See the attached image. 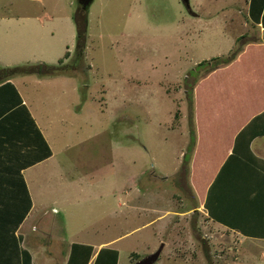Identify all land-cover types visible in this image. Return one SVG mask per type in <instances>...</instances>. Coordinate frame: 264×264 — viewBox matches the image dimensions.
<instances>
[{"label":"rangeland","instance_id":"obj_1","mask_svg":"<svg viewBox=\"0 0 264 264\" xmlns=\"http://www.w3.org/2000/svg\"><path fill=\"white\" fill-rule=\"evenodd\" d=\"M246 2L93 0L86 11L81 64L73 74L17 77L34 107L44 108L34 112L50 120L49 139H59L54 150L68 144L61 152L69 169L90 159L94 191L111 194L106 217L63 224L65 240L58 229L43 259L63 264L70 242L110 239L118 264H135L162 244L153 264L247 258L240 251L245 242L225 235L201 211L157 220L166 210L197 205L189 182L194 123L186 93L198 75L190 72L201 70L200 62L210 64L207 69L225 65L244 41H235L237 34L244 33L245 41L254 38L260 28L250 22ZM262 5L260 0L259 9ZM78 9L77 0H0V66L57 64L65 51L64 62L71 61L75 18L83 15ZM228 242L238 243L232 247L239 250L226 256L222 248Z\"/></svg>","mask_w":264,"mask_h":264},{"label":"crops","instance_id":"obj_2","mask_svg":"<svg viewBox=\"0 0 264 264\" xmlns=\"http://www.w3.org/2000/svg\"><path fill=\"white\" fill-rule=\"evenodd\" d=\"M246 1L250 22L260 30L246 41L244 33L235 36V41L244 40L242 49L234 61L217 68L216 106L204 101L198 109L194 97L196 143L189 168L206 178L200 205L180 212L166 210L157 218L201 211L225 235L231 234L238 243L243 240L246 247L240 251L247 258L236 263L234 256L222 264H264V1L260 9V0ZM20 76L25 75L0 83V264H55L54 258L42 257L46 245L58 238L55 232L62 230L63 243V224L106 217L112 211L107 203L111 194L103 188L99 194L94 191L95 162L91 166L90 159L85 163L82 159L73 162L71 170L62 157L68 144L62 152L54 150L52 144L59 139L50 141V120L35 115L34 108H44L34 107L26 85L17 82ZM190 191L198 202L192 187ZM112 240L72 241L63 264H70L73 244L75 251H82V245L92 248L86 264H93L100 250L111 257L109 250L117 251L110 248ZM234 245H224L223 254L238 251Z\"/></svg>","mask_w":264,"mask_h":264},{"label":"trees","instance_id":"obj_3","mask_svg":"<svg viewBox=\"0 0 264 264\" xmlns=\"http://www.w3.org/2000/svg\"><path fill=\"white\" fill-rule=\"evenodd\" d=\"M264 1V0H263ZM79 12H82V16H76L75 22H76V46L74 55L72 56L71 61L64 62L66 58L69 57V52L65 51L64 55L58 60L57 64H46V63H40L38 65H22V66H0V83L10 80L11 78L18 76V75H26V74H35L38 76H46V75H57V74H65V75H71L76 70L75 65L81 64L79 61L82 57L83 48L85 47V30H86V12L82 11L80 6L78 5ZM238 41L241 40V37L237 39ZM242 47L239 45L237 46L234 57L228 58L225 62V65L230 64L232 61H234L236 55L238 52H240ZM238 64V63H237ZM71 65V68L69 67ZM200 66H203L202 69L206 70V74H200V71L198 69H194L190 72L192 75H198V78L194 81L192 84L191 90L187 91V98L192 102V118H193V132L191 136V142L192 144L189 147V151L192 155L193 149L195 147L196 143V131H195V122H194V110H195V102L198 101V109L202 107V104H204V101L210 102L211 108H214L216 106V80H217V68L213 69H207L210 64H207V62H200ZM224 65V66H225ZM239 67V65H238ZM72 71V72H71ZM209 74H212L210 78H207ZM203 75V76H202ZM200 76V78H199ZM194 97L197 99L194 102ZM262 117V116H260ZM259 118V117H258ZM263 130V129H262ZM264 131V130H263ZM191 159V156H190ZM189 159V162H190ZM198 163V162H197ZM196 163V164H197ZM192 167L189 168V182L193 190L195 191V195L197 198V203L200 205V189L203 187L202 185L204 182H206V178L203 179L200 175V171H198L196 168L192 169ZM192 173V174H191ZM191 176V177H190ZM198 205V206H199ZM76 244L72 245V255H70L69 262L70 264H86L92 248L89 246H79L82 251H75ZM105 250V249H104ZM104 250H100L95 257V263L94 264H117V256L118 253L116 250H109L111 253L110 256H104Z\"/></svg>","mask_w":264,"mask_h":264},{"label":"water","instance_id":"obj_4","mask_svg":"<svg viewBox=\"0 0 264 264\" xmlns=\"http://www.w3.org/2000/svg\"><path fill=\"white\" fill-rule=\"evenodd\" d=\"M93 0H77V4L80 6L81 10L86 12L91 5ZM186 4H188V0H183ZM163 244L160 245L157 251L152 254L147 255L145 258L136 262L135 264H153L159 258L160 252L162 250Z\"/></svg>","mask_w":264,"mask_h":264}]
</instances>
